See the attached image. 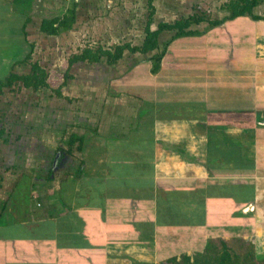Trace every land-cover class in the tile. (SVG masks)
<instances>
[{
	"label": "crops",
	"instance_id": "1",
	"mask_svg": "<svg viewBox=\"0 0 264 264\" xmlns=\"http://www.w3.org/2000/svg\"><path fill=\"white\" fill-rule=\"evenodd\" d=\"M139 3L0 0V264H168L219 237L264 251V2L115 64L75 58L77 37L141 44Z\"/></svg>",
	"mask_w": 264,
	"mask_h": 264
},
{
	"label": "trees",
	"instance_id": "2",
	"mask_svg": "<svg viewBox=\"0 0 264 264\" xmlns=\"http://www.w3.org/2000/svg\"><path fill=\"white\" fill-rule=\"evenodd\" d=\"M18 1V0H17ZM30 0H25V3H29ZM264 0H230L228 3V9L232 11L231 18L238 15H243L245 13H252L253 10ZM150 7L154 10L152 5V0H149ZM69 16H64L62 20L58 21H45L44 26L48 23L54 30H58L59 27H69L75 20V10L69 11ZM153 12L150 14L147 26H146V36L141 44L132 45L130 43L118 44L113 47L104 48L102 46L98 47H88L82 51L80 54H76L75 58L78 59H88L90 61H101L106 59L109 64H115L120 58L123 57L126 50L131 52H142L146 53L150 50L156 49L158 47V36L163 30H175L174 36H180L185 34L193 33L194 31L190 29L193 24L200 23L202 21H209L211 24H217L220 22L218 19L211 20L209 15L205 13L192 14L187 17L176 20L173 23L160 22L157 29L152 30ZM58 22L55 27V23ZM29 84V83H28ZM39 84L46 85V82L40 81L33 86L37 87ZM80 146V145H79ZM78 146V150L81 147ZM239 242L242 243L245 250L240 251L235 248L229 241L219 237L218 240L214 238H209L205 244L202 251H197L194 254L183 253L181 257H171L168 259V264H264V254L258 258V248L254 240H246L242 237H236Z\"/></svg>",
	"mask_w": 264,
	"mask_h": 264
},
{
	"label": "rangeland",
	"instance_id": "3",
	"mask_svg": "<svg viewBox=\"0 0 264 264\" xmlns=\"http://www.w3.org/2000/svg\"><path fill=\"white\" fill-rule=\"evenodd\" d=\"M141 3L138 4L139 8L136 12L137 23L141 22L138 26L140 29L135 31L133 34H129L128 37L132 41L141 42L143 37V28L145 23L148 22L150 14L153 12V26L159 21H172L174 17H187L192 14H201L205 13L211 16L213 10L216 9H227L228 3L230 0H155L154 10L147 3H143V0H140ZM145 4V5H144ZM227 4V5H226ZM145 6V9L142 7ZM263 7V6H262ZM142 9V10H141ZM167 13H170L172 16L167 17ZM99 16H95L97 19ZM176 21V20H175ZM160 23V22H159ZM159 26V24H158ZM105 39L103 35H98L97 37L92 36L89 40L87 37L76 38L74 43V48L72 51H79L85 46L96 47L98 45L110 46L109 41ZM121 41V40H120ZM83 73L82 71H79ZM229 242L235 246L237 250L243 251L245 248L242 243L237 240V238H230ZM258 258H260L264 251L258 250Z\"/></svg>",
	"mask_w": 264,
	"mask_h": 264
},
{
	"label": "built area",
	"instance_id": "4",
	"mask_svg": "<svg viewBox=\"0 0 264 264\" xmlns=\"http://www.w3.org/2000/svg\"><path fill=\"white\" fill-rule=\"evenodd\" d=\"M66 1H70V0H66Z\"/></svg>",
	"mask_w": 264,
	"mask_h": 264
}]
</instances>
